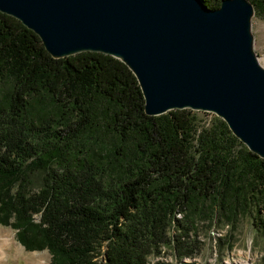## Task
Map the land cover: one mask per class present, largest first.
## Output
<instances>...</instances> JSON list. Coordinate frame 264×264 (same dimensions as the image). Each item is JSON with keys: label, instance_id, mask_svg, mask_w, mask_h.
Listing matches in <instances>:
<instances>
[{"label": "trees", "instance_id": "1", "mask_svg": "<svg viewBox=\"0 0 264 264\" xmlns=\"http://www.w3.org/2000/svg\"><path fill=\"white\" fill-rule=\"evenodd\" d=\"M251 1L264 19V0ZM201 113L150 117L123 62L54 59L0 13V225L52 264H169L167 248L198 264L199 227L244 217L264 240V159L221 119L202 125ZM229 232L220 250H233Z\"/></svg>", "mask_w": 264, "mask_h": 264}, {"label": "water", "instance_id": "2", "mask_svg": "<svg viewBox=\"0 0 264 264\" xmlns=\"http://www.w3.org/2000/svg\"><path fill=\"white\" fill-rule=\"evenodd\" d=\"M54 59L101 53L136 77L145 113H212L264 159V67L251 0H0Z\"/></svg>", "mask_w": 264, "mask_h": 264}, {"label": "rangeland", "instance_id": "3", "mask_svg": "<svg viewBox=\"0 0 264 264\" xmlns=\"http://www.w3.org/2000/svg\"><path fill=\"white\" fill-rule=\"evenodd\" d=\"M252 29L255 37V52L259 57L261 65L264 67V19L261 16L255 14ZM217 118L212 113L199 114L201 124L206 126H209ZM42 176V174H38L35 177L37 187L41 184ZM35 218L36 222L40 221L39 216ZM228 231L231 234L230 243L233 245V250H220L216 239L222 234H227ZM0 232L2 235H10L15 240L14 249H8V255L1 264H52V257L48 251H27L16 240V231L11 227L0 225ZM198 232L203 244L201 254L197 259L193 260L198 264H262L264 240L258 235L250 218H242L236 225L230 227V229L229 226L219 228L217 225H213L212 228H207L205 225L200 226ZM2 239L1 237L0 242H2ZM18 247L19 252L15 249ZM162 261L169 264H179L173 248H167L165 250ZM155 262L156 260L154 258L150 259V263L154 264ZM99 263L105 264L101 259Z\"/></svg>", "mask_w": 264, "mask_h": 264}, {"label": "bare ground", "instance_id": "4", "mask_svg": "<svg viewBox=\"0 0 264 264\" xmlns=\"http://www.w3.org/2000/svg\"><path fill=\"white\" fill-rule=\"evenodd\" d=\"M2 239V242H0V264L1 262L7 257L8 255V249H14V239L10 237V235H2L0 232V238ZM19 252V247L15 248Z\"/></svg>", "mask_w": 264, "mask_h": 264}]
</instances>
